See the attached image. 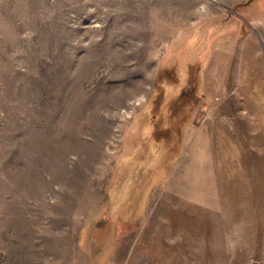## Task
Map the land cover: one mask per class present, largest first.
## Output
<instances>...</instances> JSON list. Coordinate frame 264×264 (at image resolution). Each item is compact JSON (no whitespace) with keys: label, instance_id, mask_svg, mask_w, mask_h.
I'll use <instances>...</instances> for the list:
<instances>
[{"label":"rangeland","instance_id":"374dc122","mask_svg":"<svg viewBox=\"0 0 264 264\" xmlns=\"http://www.w3.org/2000/svg\"><path fill=\"white\" fill-rule=\"evenodd\" d=\"M0 264H264V0H0Z\"/></svg>","mask_w":264,"mask_h":264},{"label":"flooded vegetation","instance_id":"af4514ba","mask_svg":"<svg viewBox=\"0 0 264 264\" xmlns=\"http://www.w3.org/2000/svg\"><path fill=\"white\" fill-rule=\"evenodd\" d=\"M169 106V105H168ZM170 107V106H169ZM186 111V108L184 109Z\"/></svg>","mask_w":264,"mask_h":264}]
</instances>
